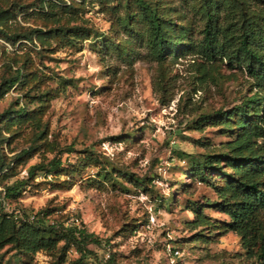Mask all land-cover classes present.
Listing matches in <instances>:
<instances>
[{
	"label": "rangeland",
	"instance_id": "rangeland-1",
	"mask_svg": "<svg viewBox=\"0 0 264 264\" xmlns=\"http://www.w3.org/2000/svg\"><path fill=\"white\" fill-rule=\"evenodd\" d=\"M40 1L0 0V85L18 78L0 97V182L10 208L96 243L84 257L64 241L5 246L0 264H257L222 209L246 180L228 160L253 127L237 107L254 119L261 94L244 68L195 52L209 14L249 10L264 29V0H143L171 41L161 60L140 0H59L50 15ZM33 28L46 34L13 42Z\"/></svg>",
	"mask_w": 264,
	"mask_h": 264
},
{
	"label": "trees",
	"instance_id": "trees-1",
	"mask_svg": "<svg viewBox=\"0 0 264 264\" xmlns=\"http://www.w3.org/2000/svg\"><path fill=\"white\" fill-rule=\"evenodd\" d=\"M56 1L59 0H41L40 9L46 10L50 15L53 7L58 4ZM140 4L144 8V16L150 27L151 53L153 57L161 60L166 52L171 50V41L166 38L164 32V22L155 9L149 7L143 0H140ZM19 8L28 11L26 5H20ZM203 33L195 53L207 60L221 57L229 65L235 64L244 68L248 77L253 80L254 87L259 91L256 94H261L253 100H248V103L259 101L258 105H253L254 119L248 116L247 107L250 105L242 104L237 107L244 118L251 120L253 127L244 130L240 138L239 146L245 149L247 154L228 157V160L234 167L244 172L246 180H238V185L231 195V202L226 203L222 211L229 217L231 229L238 232L248 253L257 257V264H264V224L257 218V212L264 210V184L251 179L254 175H264V58L256 50V46L264 42V29L257 18L249 15L248 10L236 12L231 18L227 17L223 23L209 14ZM45 34L46 32L43 33L40 29H27L21 34L14 33L13 42L19 40L32 42ZM16 74H20L19 69L16 70ZM16 80L18 78L0 85V97ZM260 102L263 103L262 106ZM13 112L15 118L25 116L22 110L10 111L5 116L10 118ZM218 115L222 116V120L227 113ZM207 118L209 117H200L202 121ZM257 139L261 141L257 142ZM253 152L257 154L250 156ZM204 162L210 164V160ZM53 163L54 161L51 164ZM4 168V163L0 161V174L3 173ZM2 178L3 176H0V180ZM11 190H7V197L10 196L8 192ZM30 214L24 212L25 218L19 219L13 214L0 213V250L10 246L24 254H35L39 250H51L59 241H64L65 245L74 246L84 257L89 253L86 246L89 243H96L93 233H89L84 227L45 225L39 221L37 213H34L33 220H28ZM106 262L114 264L111 257Z\"/></svg>",
	"mask_w": 264,
	"mask_h": 264
},
{
	"label": "built area",
	"instance_id": "built-area-1",
	"mask_svg": "<svg viewBox=\"0 0 264 264\" xmlns=\"http://www.w3.org/2000/svg\"><path fill=\"white\" fill-rule=\"evenodd\" d=\"M2 212L13 214L15 218L17 217L19 219L25 218L24 211H21L20 209H16V208H10V201L7 198L6 190L4 189V187L2 186L0 182V213ZM33 219H34V214H30L28 217V220H33ZM177 252L178 251H175L176 254Z\"/></svg>",
	"mask_w": 264,
	"mask_h": 264
}]
</instances>
